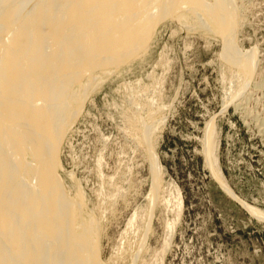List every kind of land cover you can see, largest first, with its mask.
Here are the masks:
<instances>
[{"label": "rangeland", "instance_id": "rangeland-1", "mask_svg": "<svg viewBox=\"0 0 264 264\" xmlns=\"http://www.w3.org/2000/svg\"><path fill=\"white\" fill-rule=\"evenodd\" d=\"M203 2L202 9L215 5ZM221 2L217 20L226 30L215 28L214 18L205 32L190 20L184 25L177 19L183 9H170L147 44L139 43L145 47L97 76L60 139L55 189L61 200L78 204L81 196L76 210L84 206L96 219L107 264H132L133 255L135 264H264V0ZM142 100L156 108L148 144L144 128L131 124L147 117L145 106L138 110ZM150 148L162 177L142 233ZM207 156L236 199L221 188Z\"/></svg>", "mask_w": 264, "mask_h": 264}, {"label": "bare ground", "instance_id": "bare-ground-1", "mask_svg": "<svg viewBox=\"0 0 264 264\" xmlns=\"http://www.w3.org/2000/svg\"><path fill=\"white\" fill-rule=\"evenodd\" d=\"M203 1L0 0V264L108 263L100 258L96 219L84 206L76 210L82 202L80 194L77 204L67 198L61 200L55 189L54 170L58 166L60 139L68 130L70 118L79 110L82 95L93 86L97 76L110 75L111 69L115 72L119 64L145 42L154 25L162 21L170 9L178 5L183 9L185 13L177 19L184 25V20H190L194 28L205 32L215 19L220 21L215 27L218 28L224 16L220 17L222 21L217 20V14H221L225 6L220 8L221 1L215 0L211 9L207 5L202 9ZM226 25H221V29ZM234 25L235 21L229 31L227 28L228 33H234ZM226 33L224 37L230 35L225 36ZM231 44H235L234 41ZM234 54H231L232 62ZM234 62L233 65L237 63ZM240 62L245 63V60ZM142 101V107L137 109L145 106L147 117L141 119L138 116L141 112L134 108L140 119H136L133 112L136 120L131 124L144 128V142L148 144L156 130L153 123L156 112L152 111L153 102ZM133 103L134 107L140 104ZM208 133L206 140L211 138ZM208 148L206 146L205 150ZM148 158L151 186L149 184L146 196L148 207L144 210L148 218L142 233L151 222L162 177L152 148ZM210 158L207 156L206 160L221 188L236 199ZM249 211L255 214L256 210ZM262 214L255 215L262 218ZM132 221L133 218L128 227ZM142 245V242L137 244V251ZM131 259L135 264L134 255Z\"/></svg>", "mask_w": 264, "mask_h": 264}]
</instances>
